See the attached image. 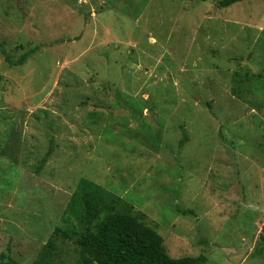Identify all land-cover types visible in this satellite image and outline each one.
<instances>
[{"label": "rangeland", "instance_id": "obj_1", "mask_svg": "<svg viewBox=\"0 0 264 264\" xmlns=\"http://www.w3.org/2000/svg\"><path fill=\"white\" fill-rule=\"evenodd\" d=\"M217 1L0 0V264H82V178L174 259L264 264V0Z\"/></svg>", "mask_w": 264, "mask_h": 264}, {"label": "trees", "instance_id": "obj_2", "mask_svg": "<svg viewBox=\"0 0 264 264\" xmlns=\"http://www.w3.org/2000/svg\"><path fill=\"white\" fill-rule=\"evenodd\" d=\"M245 0H218L227 8ZM26 60L21 59V64ZM209 108L212 106L209 103ZM187 141V135L181 146ZM66 227L55 235L73 240L82 249V264H202L204 257L172 258L163 246V237L136 216L122 198L82 178L65 210ZM58 244L50 239L34 264H55Z\"/></svg>", "mask_w": 264, "mask_h": 264}]
</instances>
